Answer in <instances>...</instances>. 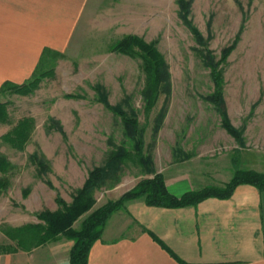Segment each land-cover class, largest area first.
<instances>
[{
  "label": "rangeland",
  "instance_id": "obj_1",
  "mask_svg": "<svg viewBox=\"0 0 264 264\" xmlns=\"http://www.w3.org/2000/svg\"><path fill=\"white\" fill-rule=\"evenodd\" d=\"M185 1L203 43L179 17L177 0H84L79 41L64 52L48 48L54 52L41 69L46 72L30 92L0 93V155L12 164L10 184L0 193V244L14 243L5 236L9 227L44 226L37 214L62 209L56 198L71 204L88 171L103 166L117 146L129 154L92 191L93 208L152 176L148 165L135 161L120 116L98 93L135 116L143 129V154L162 174L178 167L208 171L231 148L234 137L208 99L215 89L210 60L222 77L221 99L231 126L242 131L249 119L264 120V0ZM127 34L155 42L168 65L170 90L148 110L141 59L111 51ZM25 119L32 121L31 129L18 149L4 136ZM32 155L45 164L42 171Z\"/></svg>",
  "mask_w": 264,
  "mask_h": 264
},
{
  "label": "crops",
  "instance_id": "obj_2",
  "mask_svg": "<svg viewBox=\"0 0 264 264\" xmlns=\"http://www.w3.org/2000/svg\"><path fill=\"white\" fill-rule=\"evenodd\" d=\"M83 5L84 0H0V87L30 78L44 48L64 52L79 41ZM242 128L223 160L208 163L217 167L163 172L168 191L180 196L220 185L236 169L264 173V120L251 118ZM72 244L60 235L0 253V264H69ZM170 252L193 264H264V191L239 184L229 198L208 197L177 208L127 200L92 243L87 264H180Z\"/></svg>",
  "mask_w": 264,
  "mask_h": 264
},
{
  "label": "trees",
  "instance_id": "obj_3",
  "mask_svg": "<svg viewBox=\"0 0 264 264\" xmlns=\"http://www.w3.org/2000/svg\"><path fill=\"white\" fill-rule=\"evenodd\" d=\"M177 4L179 17L186 25H189L196 41L203 43L198 30L191 25L188 19L189 2L177 0ZM111 51H117L131 57L136 56L141 59V71L144 75V86L141 95L147 110L154 105L162 91L169 92L170 74L168 65L157 49L155 42H146L134 34H127L112 45ZM53 52L48 48H44L31 78L22 83L5 81L0 87V93L25 94L30 92L36 86L39 78L45 74L46 71L41 69L46 63L48 56H50L49 54ZM226 53L227 49L223 51V54ZM206 64L211 68V76L215 87L208 99L217 106L221 115V123L225 130L235 139H239L242 131L231 126L223 107L221 99L222 77L216 71L212 60ZM98 100L120 116L123 124V134L132 142L131 151L135 161L141 165H148L146 170L152 176L139 180L132 188L123 192L118 199L108 200L93 208L95 199L91 195L92 191L104 184L109 171L117 167L122 159L129 154L124 146H117L112 158L106 161L103 166H95L88 171L82 187L78 189L71 204H65L61 198H56L62 209H58L55 212L43 210L37 214L38 219L44 222V226L40 224H25L9 227L5 230V235L14 243L0 244V253L14 252L18 248L29 249L54 240L61 235L73 241L69 250V264H87L88 252L92 243L99 239L111 214L119 207H122L127 200L143 198L144 202L149 206L177 208L196 205L208 197L229 198L239 184H250L258 190L264 191V173L250 169H236L232 177L222 185H207L187 191L180 196H175L168 191L163 174L153 171L149 160L145 158L143 154L144 141L141 136L143 129L139 128L135 116H128L121 108L112 106L105 99L102 92L98 93ZM1 108L0 104V112L2 111ZM31 123L32 121L29 119L21 121L13 132L4 136V140L13 147L22 149L28 138ZM30 159L34 162L37 161L36 164L40 171L45 167L41 158H35L32 155ZM11 169L12 164L4 156L0 155V193L10 184L9 175L7 174L11 172ZM85 213L87 214L81 220L80 226L75 228L74 222ZM171 254L180 264H193L179 259L173 252Z\"/></svg>",
  "mask_w": 264,
  "mask_h": 264
}]
</instances>
